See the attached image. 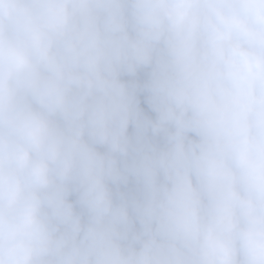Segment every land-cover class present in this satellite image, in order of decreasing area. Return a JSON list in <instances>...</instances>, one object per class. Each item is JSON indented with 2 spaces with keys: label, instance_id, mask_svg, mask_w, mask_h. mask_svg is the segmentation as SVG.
Wrapping results in <instances>:
<instances>
[{
  "label": "clouds",
  "instance_id": "9594fccd",
  "mask_svg": "<svg viewBox=\"0 0 264 264\" xmlns=\"http://www.w3.org/2000/svg\"><path fill=\"white\" fill-rule=\"evenodd\" d=\"M0 264H264V0H0Z\"/></svg>",
  "mask_w": 264,
  "mask_h": 264
}]
</instances>
